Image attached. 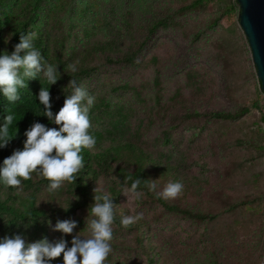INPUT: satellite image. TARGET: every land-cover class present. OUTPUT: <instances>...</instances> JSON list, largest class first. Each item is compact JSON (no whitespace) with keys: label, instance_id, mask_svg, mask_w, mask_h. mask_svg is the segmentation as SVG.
I'll return each instance as SVG.
<instances>
[{"label":"rangeland","instance_id":"rangeland-1","mask_svg":"<svg viewBox=\"0 0 264 264\" xmlns=\"http://www.w3.org/2000/svg\"><path fill=\"white\" fill-rule=\"evenodd\" d=\"M194 1L67 0L59 23L70 35L68 52L80 46L81 38L112 40L124 51L143 43L134 65H106L98 59L95 72L79 84L95 97L99 111H127L132 130L139 128L138 143L155 156L165 154L184 180L200 187L195 201L214 211L240 201L251 202V208L195 224L165 212L144 194L135 198L111 174L101 173L95 187L106 194L118 191L121 218L142 213L155 243L179 264H264V95L239 26L238 4L222 18L223 9L234 0H213L196 12L179 14ZM35 2L0 0L3 25L8 14L20 17L22 9ZM59 2L40 0L38 14L51 13ZM157 21L168 26L159 24L150 32ZM175 22L184 30L173 26ZM84 28L88 35L81 37ZM30 33L36 38L35 31ZM156 72L161 109L155 104ZM244 108L248 112L237 120L211 116ZM166 133L168 144L163 143ZM87 217L80 211L70 216L67 221L77 225L71 235L54 231L51 222L50 234L70 241L77 234L86 236L92 219ZM134 238V230L113 224V239L122 243L118 255L130 264H147Z\"/></svg>","mask_w":264,"mask_h":264},{"label":"trees","instance_id":"trees-1","mask_svg":"<svg viewBox=\"0 0 264 264\" xmlns=\"http://www.w3.org/2000/svg\"><path fill=\"white\" fill-rule=\"evenodd\" d=\"M212 1L196 0L184 6L179 14L196 12ZM39 2L40 0H36L33 6L23 8L20 17H16L12 13L8 14L4 25L0 17V54L11 55L15 45L20 41V35H27L33 30L36 33V38L33 41L35 49L39 51L45 65L56 66L59 79L55 84L49 85L43 77V72L35 79H26V87L19 90L20 99L14 103H9L0 92V127L3 126L4 119L8 114L14 116L9 136V138H13L5 147L0 148V167L3 166L4 159L11 156L14 151L23 150L26 139L24 133L34 123H41L47 128L59 130V126L43 115L45 109L38 99L41 88H48L50 111L54 119L63 107L66 97L71 94V89L67 88L71 79H75L79 84L81 80L90 76L97 68L95 63L98 59L106 65H134L143 45V43L134 44L124 51L112 40L89 41L81 38V43L78 39L80 46L68 52L67 45L70 35L68 30L59 23L67 0H60L58 8H54L49 14L43 13L41 16L37 12ZM236 5L237 1L234 0L233 4L231 3L223 9L219 18L235 11ZM216 23L217 21H215V25ZM159 24L162 27L168 26L165 21H157L151 25L149 31L153 32ZM173 26L184 30L182 24L178 22L173 23ZM80 34L81 37H86L87 29H82ZM69 65H75L77 71H71ZM191 76V74L188 75V83H191ZM153 85L155 104L158 109H161L162 93L158 72H156ZM261 94L264 95L262 91ZM99 109L100 106L94 102L89 110L92 124L90 134L95 137L96 145L92 150L82 149L80 154L83 157L84 167L74 183L65 182L60 189L49 192L47 191L49 181L35 173L32 179L22 180L19 191H14L12 187L6 188L3 183H0V239L5 236L20 235L26 243L39 242L43 239L49 243L59 241L60 239L56 240L55 236L50 234L51 222L56 224L67 221L77 211L88 216L87 218H93L90 207L95 202L94 196L102 197L106 194L95 187L101 173L113 175L120 186L128 188H131V184L136 179H140L142 182L137 191L144 194L150 203L158 204L165 212L195 224L211 221L239 208H251V202L240 201L227 203L223 209L214 211L206 208L202 201H195L196 194L199 196L201 194L200 187L184 180L178 168L168 161L165 154L160 153L155 156L149 152L147 145L138 143L139 128L132 130L128 122L129 115L124 108L119 107L114 111L106 112H101ZM247 112L248 109L244 108L235 113L214 112L211 113V116L220 120H237ZM15 130H17L16 134ZM169 142V134L166 133L163 143L168 144ZM150 181H155L157 185L155 192L149 190L147 186ZM170 182L182 183L183 191L176 199L166 201L160 198L157 193ZM110 191L107 195L110 196L115 207L114 225L122 228L121 215L117 206L119 192L114 189ZM127 229L135 231L134 241L146 256L147 264H179L178 259L171 256L170 251L160 243H155L157 241L154 240V235H150L149 228L143 219ZM65 241L67 247L70 248L71 241L69 239H65ZM111 245L112 252L105 264H130L126 257L118 255L122 243L113 239ZM53 260L63 262V255ZM53 260L49 264H53Z\"/></svg>","mask_w":264,"mask_h":264},{"label":"clouds","instance_id":"clouds-1","mask_svg":"<svg viewBox=\"0 0 264 264\" xmlns=\"http://www.w3.org/2000/svg\"><path fill=\"white\" fill-rule=\"evenodd\" d=\"M34 38V33L20 35V41L11 55L0 54V92L9 103L20 99L19 90L26 87V79H35L41 72L49 85L55 84L59 79L56 66L42 62L39 51L34 47ZM69 68L73 72L77 71L75 65H69ZM67 88L71 89V94L66 97L54 119L50 111L48 88L40 89L38 99L45 109L43 115L59 126V130L34 123L25 131L23 150L14 151L4 159L3 166L0 167V183L6 188L21 190L22 180L32 179L34 173L49 181V192H55L65 182L74 183L77 179L84 167L80 154L82 149L92 150L96 145L95 137L90 134L92 124L89 117L95 97L89 95L86 87L78 84L75 79L70 80ZM13 120L14 116L8 114L0 127V148L5 147L13 138H9ZM141 182L136 179L128 189L135 198L142 195L137 191ZM147 186L149 190L156 191L155 181H150ZM182 191V183L170 182L157 195L166 201L174 200ZM111 200L107 194L102 197L94 196L95 202L90 207L93 218L87 224V235L74 236L70 248L63 239L55 243H49L46 239L26 243L20 235L5 236L0 239V264H49L61 255L63 264H105L112 252L115 207ZM142 218V213L123 216L120 224L127 229ZM76 226L71 221L57 222L53 230L71 235Z\"/></svg>","mask_w":264,"mask_h":264},{"label":"water","instance_id":"water-1","mask_svg":"<svg viewBox=\"0 0 264 264\" xmlns=\"http://www.w3.org/2000/svg\"><path fill=\"white\" fill-rule=\"evenodd\" d=\"M238 22L250 49L256 77L264 93V0H236Z\"/></svg>","mask_w":264,"mask_h":264},{"label":"built area","instance_id":"built-area-1","mask_svg":"<svg viewBox=\"0 0 264 264\" xmlns=\"http://www.w3.org/2000/svg\"><path fill=\"white\" fill-rule=\"evenodd\" d=\"M264 94V93H263Z\"/></svg>","mask_w":264,"mask_h":264}]
</instances>
